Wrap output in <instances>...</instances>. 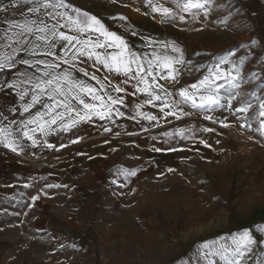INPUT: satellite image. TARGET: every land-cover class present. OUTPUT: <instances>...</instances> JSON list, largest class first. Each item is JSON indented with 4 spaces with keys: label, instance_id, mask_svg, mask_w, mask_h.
<instances>
[{
    "label": "crops",
    "instance_id": "0c3cea01",
    "mask_svg": "<svg viewBox=\"0 0 264 264\" xmlns=\"http://www.w3.org/2000/svg\"><path fill=\"white\" fill-rule=\"evenodd\" d=\"M49 3L56 7H42ZM183 3L184 0H0V58L12 56L9 61L12 67L0 70V129L4 130L0 136V264L7 257L6 245L16 242L12 229L25 227L34 220L48 222V212L66 211L69 198L75 202L84 194L111 189L130 194L129 189L138 188L144 180L167 179L184 171L195 158H209L226 149L227 134L238 124L225 105L219 100L215 105L193 107L191 100L180 96L181 91L187 90L199 104L202 95L211 94L209 88L219 94L226 84L222 66L212 76L200 73L195 78L189 73L188 69L194 66L192 34L199 20L206 21L208 26L209 1L205 9L190 12L183 11ZM32 8L38 11L33 13ZM74 10L96 17L106 30L120 36L128 52L138 57L145 69H149L151 62L152 75L146 79L152 81L153 88L161 85L163 91L156 89L153 97L137 91L144 85L136 64H132V72L124 75L94 63V58L84 56L73 61V48L67 44L61 47L59 40L52 48L55 57L43 55L50 45L36 39L39 33L15 36L20 29L9 26L12 22L44 20L51 28L57 14L75 16ZM58 31L81 39L103 40L96 32L83 35L68 27ZM5 34L13 39H6ZM47 39L52 40L50 33ZM19 40L26 43L13 42ZM13 49L17 51L13 53ZM97 51L110 54L118 49L106 47ZM65 58L67 64L63 63ZM165 58L171 61L170 67H164ZM22 60L32 65L38 60L59 64V68L49 71L69 72L73 80L95 88L96 94L105 100L111 96L123 103L113 106L112 116L106 119L92 115L81 120L75 112L59 106L49 114L48 105L55 101L48 95L41 94L38 102L32 103V97L37 94L33 87L36 78L46 79L42 75L44 65L29 67ZM84 70L89 75L85 76ZM218 71L224 73V78L215 79ZM205 77L211 81L208 86L192 87ZM115 87L124 91L117 93ZM81 95L86 103H100L87 94ZM155 95L161 100H155ZM69 104L84 114L78 99H70ZM28 105L32 106L25 111ZM58 113H63V118L54 125H45L46 131H40L39 123L51 120ZM38 116L40 121L28 123ZM147 116L156 119L149 120ZM225 124L228 127L222 126ZM25 131L37 141L35 145L24 136ZM8 142H14L15 152L5 146Z\"/></svg>",
    "mask_w": 264,
    "mask_h": 264
},
{
    "label": "rangeland",
    "instance_id": "374dc122",
    "mask_svg": "<svg viewBox=\"0 0 264 264\" xmlns=\"http://www.w3.org/2000/svg\"><path fill=\"white\" fill-rule=\"evenodd\" d=\"M208 1L188 71L196 78L224 67L216 95L238 124L226 149L130 194L69 198L48 222L12 229L1 264H264V0ZM246 233L253 243L244 248Z\"/></svg>",
    "mask_w": 264,
    "mask_h": 264
},
{
    "label": "snow or ice",
    "instance_id": "6c2138e0",
    "mask_svg": "<svg viewBox=\"0 0 264 264\" xmlns=\"http://www.w3.org/2000/svg\"><path fill=\"white\" fill-rule=\"evenodd\" d=\"M208 0H184V3L182 5V9L185 12H190L193 10H201L205 9L207 7ZM62 6V5H61ZM42 7L49 8V7H56V5L53 4H45L42 5ZM31 12L35 13L38 11L37 8L30 9ZM77 14L75 16L68 15L67 13L64 14H57L56 23L52 25L51 28H49L48 23L44 20L40 21H26L23 24L12 22L10 23V28H19L20 32L14 33L15 36H22L25 34H36L39 33V35H36L37 40H42L45 43L49 44L50 47L43 55L52 56L55 57L57 54L52 51V48L55 47V41L59 40L61 42V47H64L65 44H67L69 47L73 48V51L71 53V58L73 61L78 59L79 57L86 56L88 59L94 58V63H99L103 65L105 68H108L110 71H115L117 73H123L124 75H127L128 73L132 72V64H136L137 73H141V81L143 83L142 88H137V91L141 93L147 94L149 97H153V92L156 89H160L163 91V88L161 85H156L155 88H153L152 81L146 79L147 76H151V72L149 69L152 67L151 62H149V69H145L143 65L139 63V58L136 57L134 54H130L127 50V45L125 41L118 36L115 33H112L104 28V25L94 16H88V14H80L79 10H74ZM165 14H169L167 9L163 10ZM123 19V18H122ZM65 21L64 24H61L60 21ZM68 27L71 31L76 32L78 34L86 35L87 32H96L99 33V37H103V40H100L97 38L96 40H89V39H81L78 38L77 35H69L64 31H58V28H64ZM51 34L52 40L49 41L47 39L48 34ZM5 38L8 40H12L13 38L11 36H7L5 34ZM14 43H26L24 40L19 41H13ZM11 45H9L10 47ZM36 47V46H34ZM106 47H111L118 49V51L110 53V54H102L101 52L97 51V49H105ZM17 50L13 49V53H15ZM65 51L68 52V48H65ZM174 51H179V49H174ZM35 55V51L32 53ZM12 60V56L9 55L7 57L0 58V70L7 67H12V63H9V61ZM25 65H29V67H36L37 65H44V71L42 72V75L46 79H40L39 77L36 78V82L33 85L34 89L36 90V95L32 97V103L35 104L39 100V96L41 94L48 95L50 100H54V104H49V114L55 111L56 107H63L65 109H68L72 112H75L76 116H78L81 120L87 119L91 117L92 115L99 116L100 119H106L110 118L113 114V106L117 104H122L123 101L119 98H112L109 96L107 100H105V97L97 95V90L95 88L89 87L86 84L82 82L75 81L71 78V73L64 72L62 74L56 73L54 71H49L50 69H57L60 67L59 64H52V63H45L42 60H38L36 62V65H32L28 60H22L21 61ZM177 62H182L177 61ZM14 63V62H13ZM63 63L67 64L68 59H63ZM171 61L165 58L164 60V67H170ZM37 71H41L39 67H37ZM84 75L87 76L89 73L84 70ZM93 79H95V75L92 76ZM174 79V77H172ZM224 78V73L217 72L215 74V79ZM152 80H155V77H152ZM99 82V81H98ZM211 83L208 77H205L204 80L200 81L199 85H192L194 89H198L200 87H206ZM14 86V85H10ZM50 90V94H49ZM114 90L117 93H120L124 91L120 87H115ZM209 91L211 92L210 95L201 96L199 98V104L196 102V98L194 96L189 95L187 90L181 91L180 96L183 97L185 100H191L193 107H206L209 105H215L219 102V97L216 95V89L209 88ZM72 93H76L75 96H72ZM81 94H87L91 96L94 100H98L100 103L92 104V103H86L85 100L82 98ZM62 97V100H57V97ZM70 99H78L80 104L83 105V108L85 109V112L83 115L80 114L79 111H76L75 108H72L69 104ZM155 100H161V97L159 95L154 96ZM151 102V101H149ZM32 105H28L25 107V111H28V108H30ZM167 107L168 105L165 104ZM230 106V105H229ZM262 109H264V104H261L260 106ZM239 111L244 112L247 111L246 108H240ZM119 115H123V113H117ZM175 114V113H171ZM261 116H264V111H261ZM63 118V113H58L57 115H53L51 120L43 121L39 123V129L40 131L44 132L46 131L45 125H54L56 124L57 120ZM149 120H155V116H147L146 117ZM208 119H211V117H207ZM41 117L38 116L36 120H30L28 121L29 124L37 123V121H40ZM224 127H228V125H222ZM261 129L264 130V123L261 124ZM107 130V129H106ZM4 130L0 129V133H2ZM32 131H35V129H32ZM205 131H212V129H205ZM262 134H264V131H262ZM24 136L27 137L29 140L32 141V143L35 145L37 141L29 135L27 131L24 132ZM77 141H74V143ZM14 142H8L5 146L11 148L13 152H15L17 149L13 146ZM49 147H53V145H48ZM207 146V145H206ZM159 151V149H157ZM39 197H35L34 199H38ZM243 247L247 248L249 244L253 243L251 240V237L246 233L243 237ZM233 264H236V262H233Z\"/></svg>",
    "mask_w": 264,
    "mask_h": 264
},
{
    "label": "built area",
    "instance_id": "2783aa9c",
    "mask_svg": "<svg viewBox=\"0 0 264 264\" xmlns=\"http://www.w3.org/2000/svg\"><path fill=\"white\" fill-rule=\"evenodd\" d=\"M0 136H1V133H0Z\"/></svg>",
    "mask_w": 264,
    "mask_h": 264
}]
</instances>
